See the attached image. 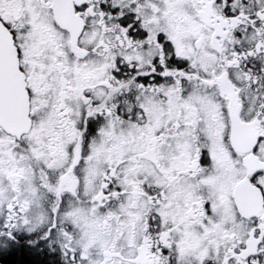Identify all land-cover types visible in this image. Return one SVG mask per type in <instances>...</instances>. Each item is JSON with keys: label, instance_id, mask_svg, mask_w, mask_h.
Wrapping results in <instances>:
<instances>
[{"label": "snow or ice", "instance_id": "snow-or-ice-1", "mask_svg": "<svg viewBox=\"0 0 264 264\" xmlns=\"http://www.w3.org/2000/svg\"><path fill=\"white\" fill-rule=\"evenodd\" d=\"M0 264H264V0H0Z\"/></svg>", "mask_w": 264, "mask_h": 264}]
</instances>
